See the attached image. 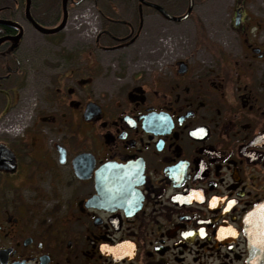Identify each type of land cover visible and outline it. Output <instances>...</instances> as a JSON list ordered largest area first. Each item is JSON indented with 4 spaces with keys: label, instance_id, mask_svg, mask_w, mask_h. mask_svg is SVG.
I'll return each instance as SVG.
<instances>
[{
    "label": "flooded vegetation",
    "instance_id": "1",
    "mask_svg": "<svg viewBox=\"0 0 264 264\" xmlns=\"http://www.w3.org/2000/svg\"><path fill=\"white\" fill-rule=\"evenodd\" d=\"M86 1L67 0L64 13L49 0L42 18L30 0V15L45 29L66 15L55 36ZM106 1L97 50L134 44L158 18V58L108 86L83 79L88 57L74 84L48 70L41 89L67 111L38 120L64 132L0 141L12 154L0 168V264H248L244 221L264 203V0H222L221 21L194 17L213 0H132V22ZM25 7L0 0V117L26 87V31L40 34ZM187 23L197 32L181 41ZM8 120L18 135L29 118Z\"/></svg>",
    "mask_w": 264,
    "mask_h": 264
},
{
    "label": "rangeland",
    "instance_id": "2",
    "mask_svg": "<svg viewBox=\"0 0 264 264\" xmlns=\"http://www.w3.org/2000/svg\"><path fill=\"white\" fill-rule=\"evenodd\" d=\"M36 3L39 6L38 9L36 8V12H39L38 16L42 17L43 12L49 8V0H36ZM107 4L108 1L106 0H99L98 5L93 0H88L79 7L68 9L67 26L59 35L43 36L33 33L31 30L26 31L22 42L24 70L27 75L26 87L18 91L17 96L20 103L13 108L14 110L12 109L10 113L0 117V141H9L14 144L18 139L23 138L22 135L27 139L25 133L32 131L40 132L45 136L49 133V137L57 140L61 136V132H64V126L61 124H41L38 120L43 116L50 114L62 115L67 111L66 108L57 107L58 104L54 103L53 97L50 96V89L45 88V92L41 89L49 79L48 70H51V74L56 78L60 77L61 79L67 75L74 84V81H79V71L83 70L88 57L87 68H91V71L93 69L96 73L93 74L90 71L87 77L83 79L90 83L95 77H98L102 85L108 86L114 84V82L119 83L124 76L129 77L131 74L144 73V69H146L144 66L154 65L153 63L158 58L156 54L160 53V44L163 42V31L159 27L160 19L158 18L146 20V25L139 33V37L134 44L118 51L97 50V45L94 43L97 32L104 29L99 10H102V13L110 14L104 7ZM111 4L119 6L118 9H115L114 16L116 18L130 22L135 21V14L131 6L132 0H114V2L111 1ZM99 6L100 9L98 10ZM211 6L212 12L198 11L194 14V17L199 21L203 20L204 17L214 21L224 20L225 11L222 0H213ZM209 16H211V19ZM45 21L47 20L45 19ZM61 21L62 18L59 22ZM21 23L25 29L28 28L24 21H21ZM176 29H179L177 35H179L181 41L195 36L197 32L189 23ZM150 53L153 55H150ZM64 83L67 86L71 84L70 82ZM78 89L80 90V88ZM9 105L10 102L6 104L3 112L9 108ZM18 110L20 115L27 116L29 121L24 124L22 133L18 135L7 133L10 129L3 128V125L14 122V119H8L14 116V112H18ZM11 130L13 129L11 128ZM30 154L28 159L31 161L36 152Z\"/></svg>",
    "mask_w": 264,
    "mask_h": 264
},
{
    "label": "water",
    "instance_id": "3",
    "mask_svg": "<svg viewBox=\"0 0 264 264\" xmlns=\"http://www.w3.org/2000/svg\"><path fill=\"white\" fill-rule=\"evenodd\" d=\"M67 0H62V6L65 13ZM30 0H26L25 17L33 28L42 35H52L59 32L66 22L64 15L62 24L55 29H45L39 26L30 15ZM184 19V18H183ZM182 19V20H183ZM0 25H9V22L0 20ZM6 38L0 39V43ZM12 154L3 145H0V168L12 164ZM10 161V162H9ZM244 234L248 240L249 259L248 264H264V203L254 209L244 221Z\"/></svg>",
    "mask_w": 264,
    "mask_h": 264
},
{
    "label": "trees",
    "instance_id": "4",
    "mask_svg": "<svg viewBox=\"0 0 264 264\" xmlns=\"http://www.w3.org/2000/svg\"><path fill=\"white\" fill-rule=\"evenodd\" d=\"M48 1V0H47ZM32 3H36V0H32Z\"/></svg>",
    "mask_w": 264,
    "mask_h": 264
},
{
    "label": "bare ground",
    "instance_id": "5",
    "mask_svg": "<svg viewBox=\"0 0 264 264\" xmlns=\"http://www.w3.org/2000/svg\"><path fill=\"white\" fill-rule=\"evenodd\" d=\"M16 127V126H15Z\"/></svg>",
    "mask_w": 264,
    "mask_h": 264
}]
</instances>
